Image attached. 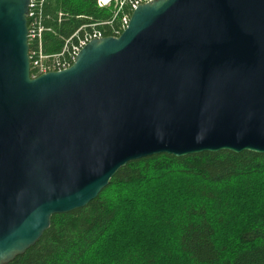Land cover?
Listing matches in <instances>:
<instances>
[{"label":"water","instance_id":"obj_1","mask_svg":"<svg viewBox=\"0 0 264 264\" xmlns=\"http://www.w3.org/2000/svg\"><path fill=\"white\" fill-rule=\"evenodd\" d=\"M30 0H0V264L129 162L264 155V0H153L30 76Z\"/></svg>","mask_w":264,"mask_h":264},{"label":"trees","instance_id":"obj_2","mask_svg":"<svg viewBox=\"0 0 264 264\" xmlns=\"http://www.w3.org/2000/svg\"><path fill=\"white\" fill-rule=\"evenodd\" d=\"M132 1L43 0L33 16L40 53L64 59L92 29L113 36ZM38 48L29 43L30 53ZM8 264H264V155L129 162L87 206L52 216L36 244Z\"/></svg>","mask_w":264,"mask_h":264},{"label":"built area","instance_id":"obj_3","mask_svg":"<svg viewBox=\"0 0 264 264\" xmlns=\"http://www.w3.org/2000/svg\"><path fill=\"white\" fill-rule=\"evenodd\" d=\"M42 1L43 0H30L28 18L29 17L33 18L34 10L37 7V4L42 3ZM111 1L112 0H97V5L99 7L107 6ZM152 1L153 0H134L130 2L131 13L140 4H145V3L152 2ZM128 21H129V17L124 15L121 18L119 31L114 30L113 31L114 35L111 37L119 36L121 32L126 28ZM41 32H42V28H40L38 24V20L36 18H33L30 29H28V45L31 41L37 40V45L39 46V48L37 51L32 50L31 53L29 52L31 78H34L36 76H39L47 72L61 71V70L68 68L70 66L69 61L70 62L74 61L75 56L85 44H87L89 41L93 39H99V38L104 37L101 31L92 29L90 33H86L83 36V38L79 39L76 45H74L70 50L66 51L67 56L66 57L64 56V59H60L59 56H43L40 53L39 49H40Z\"/></svg>","mask_w":264,"mask_h":264},{"label":"rangeland","instance_id":"obj_4","mask_svg":"<svg viewBox=\"0 0 264 264\" xmlns=\"http://www.w3.org/2000/svg\"><path fill=\"white\" fill-rule=\"evenodd\" d=\"M112 1H114V2H115L116 0H112Z\"/></svg>","mask_w":264,"mask_h":264}]
</instances>
